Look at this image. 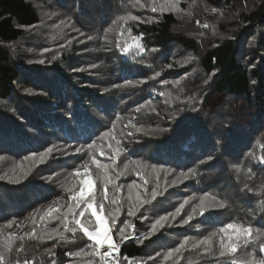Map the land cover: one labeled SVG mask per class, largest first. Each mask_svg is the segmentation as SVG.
<instances>
[{"label":"trees","instance_id":"16d2710c","mask_svg":"<svg viewBox=\"0 0 264 264\" xmlns=\"http://www.w3.org/2000/svg\"><path fill=\"white\" fill-rule=\"evenodd\" d=\"M134 1L44 0L59 14L51 24L31 0H0V248L8 239L13 246L6 264H99L83 254L93 242L79 230L73 239L55 219L74 203L79 177L72 159L80 155L94 168L95 206L103 204L109 223L121 213L118 228L136 225L138 238L146 237L123 245V264L264 261V0H182L177 11L146 7L137 14ZM159 1L154 5L161 7ZM136 15L143 19H121L113 41L105 38L109 22ZM137 44L145 51L137 54ZM92 158L112 164L113 176L124 173L115 181L119 189L103 188ZM126 159L148 169L141 164L142 175L135 164L124 169ZM133 183L137 190L129 189ZM153 184L162 189L155 201ZM200 198L206 209L224 207L202 213ZM150 203L157 207L150 216L169 217L155 232L144 218ZM78 218L95 221L91 210ZM229 223L251 227L252 242L221 257V237L229 243L234 234L219 229ZM206 238L209 244L199 243ZM185 239L186 247L165 259Z\"/></svg>","mask_w":264,"mask_h":264},{"label":"snow or ice","instance_id":"6c2138e0","mask_svg":"<svg viewBox=\"0 0 264 264\" xmlns=\"http://www.w3.org/2000/svg\"><path fill=\"white\" fill-rule=\"evenodd\" d=\"M137 3H139V0H137ZM152 11L156 12L157 8L155 6L152 7ZM132 19V20H136L138 19V17L135 16H130V17H121L120 19ZM148 22H151L150 20ZM117 47H120L119 45H117ZM131 47V45H128L127 47L123 48V51L127 52L129 50V48ZM136 47L138 48V53H142L145 51L144 47H142L141 45L137 44ZM152 51H157L156 49H152ZM40 63H43V61H40ZM171 65H169L170 67ZM160 73L157 72L156 76H159ZM211 79V77L209 78ZM129 83H131V81H129ZM165 83H167V81H165ZM178 83V82H177ZM205 83H207V81H205ZM253 84L256 83V81H252ZM105 91H108L107 89H105ZM161 95H163V93H161ZM149 103H151L149 101ZM137 111H139V109H137ZM153 111H155V109H153ZM117 119H119V117H117ZM129 125H131V127L135 128V131L137 133L143 131L142 127H136L135 124L132 123V121H129ZM113 127H115V125H113ZM128 135H132L131 132L127 133ZM110 133L105 132L104 133V137H109ZM117 144H119V141H117ZM93 145L89 144L87 147V150L89 151V155L90 157L92 156V149H93ZM111 147V145H110ZM85 151V149L83 148V146L81 147H77L75 149V152L81 153ZM53 152V148L49 147L45 152L40 153V161L43 162L44 159ZM120 149H116L114 151V155L111 157V159L113 160V163L115 162V157L116 155H119ZM209 160H211V157H209ZM92 163L96 165L97 169L101 170L98 173L99 178L103 181V188L105 190L108 189L109 185H112L113 188L119 189L120 185H117L115 183L116 179L118 178V176L123 175V172L117 173L115 176L110 174V171L113 167L112 164H106V163H101L100 161H97L96 159L92 158ZM130 163L135 164L137 166V168H141V164L139 161H130ZM85 169H87L88 167V162L86 161L85 164L82 166ZM147 165H143V168H146ZM128 168V165H125V169ZM153 171L155 172H159L160 170L156 168L155 165L152 166ZM163 171L165 173H167L168 171H170L169 169H163ZM76 176L77 177H81V179L79 180V191H76L75 194H73L71 196V200L74 203H71L68 205V210L67 212L63 213L62 215H58L55 217V219H58L61 221V223L64 226V231L66 232H71L73 234V239L75 238V234L77 233V231H81L83 233V235L85 237H87V239L89 241H92L93 243L89 244L87 247L88 249H90V251L88 252H84L83 254L85 255H90L92 257H96L99 256L102 264H123L122 262V258L119 255L120 252V248L122 243L127 240V238L131 235V233H126L125 232V228L129 227L130 225L125 224V227L122 228H118L117 231L120 235V242H115L113 240V236H112V229L107 227V222L103 219L102 215L100 212H98L96 210V208L94 207L95 203H96V197L95 195L92 194L91 189L93 188V181L92 178L90 176V174L88 173V171L86 170L84 173H81L79 169L76 170ZM142 169L141 171L138 172V175H142ZM0 179H3V177H0ZM175 183V182H173ZM136 185L133 183L131 185H129V189L131 190L132 188H135ZM69 191H74V188H70ZM157 191L154 189L151 193V196L153 199L156 198L157 196ZM137 201L139 203H147V201H140L139 196L136 197ZM113 204L117 203V200L114 198L111 201ZM185 203H187V201H185ZM82 205H86V207H83L82 210H80L79 212H77V209H80ZM184 207L183 204L180 205L179 208L176 209V212L173 214H170L172 216V218H175V215L179 214L180 210ZM198 207L201 208V212L203 213V211L207 210V211H211L217 207L219 208H223L224 204L223 203H219V204H211L207 207V209L205 208L204 205V199H201V204L198 205ZM101 210L103 209V204L101 203L100 205ZM89 210H91V216L95 217V221L93 222L91 219H85V220H81L78 217H84L85 213L88 212ZM195 211V209H194ZM69 214H71V221H69L68 217ZM129 215H135V211L133 210L132 207L129 208ZM169 219L168 216H162L159 220L156 221V223L154 225H152V232H155V230L157 229V227H163V222L167 221ZM189 220H191V216L188 217V219L183 221V224H188ZM74 225V226H70ZM115 220L113 219V228H115ZM228 230H232V233L234 235H228V241L229 243H225L224 238L221 237V250L219 255L221 257H224L226 254L229 253H236L237 252V248L244 246L247 247L252 241H250V239H248V237L251 236L252 234V228L251 227H242L236 224H232L229 223L226 227H222L219 229L220 233H228ZM56 233V229L52 230V233L47 234V238L48 239H52L53 238V234ZM152 233H148V235H151ZM29 235V234H26ZM213 235H215V233H213ZM61 240H67L68 237L64 236L62 233L60 234L59 237ZM143 238L146 237H140L138 239L141 240V242H143ZM23 239V237H21V240ZM243 241V245L240 244V241ZM188 241L187 239H185L184 243L180 244V246L170 252H168L167 256L165 257V259H167L168 257H172L174 255V253H180L181 249H184L187 245ZM200 244H209L210 243V238H206L203 241L199 242ZM199 245L198 244H193V248H197ZM23 248V244H21L20 249H17V251H20ZM260 250L262 252H264V244H260ZM13 251V246H12V242L11 239H8V242L2 247L0 248V264H6V258L7 256ZM81 253H76V255H80ZM159 255V254H158ZM151 258V257H150ZM123 261H127V257L123 258ZM16 264H21L20 260L16 261ZM23 264H29V262L27 260L23 261ZM52 264H56V261L53 260ZM127 264H135L134 261H128ZM232 264H237V261L235 259L232 260ZM260 264H264V261L260 262Z\"/></svg>","mask_w":264,"mask_h":264},{"label":"rangeland","instance_id":"374dc122","mask_svg":"<svg viewBox=\"0 0 264 264\" xmlns=\"http://www.w3.org/2000/svg\"><path fill=\"white\" fill-rule=\"evenodd\" d=\"M31 1H33L36 5H38V7L41 9V10H43V11H45V12H43V14L44 15H46V13H49L50 14V17H51V24L52 23H54L55 24V21L56 20H58V17H59V14H57V13H55L54 14V12H52L50 9H49V7L47 6V4H44L45 2H44V0H31ZM154 1H157V0H139V3H137V0H135L134 1V5H135V8H134V13L135 14H137L138 13V10H142V9H145L146 7H153V6H155L156 8H157V11L156 12H159V10L160 9H164V10H167V11H177V10H179L180 8H179V5H180V3L182 2V0H160L159 2H160V6L161 7H159V5H158V3H155V5H154ZM136 17H138V18H140V19H143L142 17H140V16H137L136 15ZM62 19H63V17H62ZM119 20H121V19H119V18H117V19H115L113 22H109L108 23V28H106V30H105V38L107 39V40H112L113 41V37H114V34H115V30L117 29V25L119 24ZM79 43H94V42H91V41H83V42H79ZM95 66H100V65H95ZM127 78L128 77H125V80H127ZM124 100V96H122V101ZM122 106H123V103H122ZM122 128H123V126H122ZM117 130H119V128L117 127ZM42 151V150H41ZM46 150H43V152H45ZM83 157V158H82ZM87 158H89V157H87V156H82V155H80V156H77L76 158H73L72 160H73V164H74V166H72V168H74L73 170H74V173H76V170L77 169H79L80 170V172L81 173H84L86 170L88 171V173L90 174V176H91V178H92V181H93V188L91 189V192L93 193V191H94V187H95V183H94V177H93V173H94V168H93V165H91V164H88V167H87V169H85L84 167H82L84 164H85V162H84V160H86ZM35 161V159H32V162H34ZM133 161H139L140 162V164H143V165H147V163L145 162H143V161H140V160H138V159H134ZM72 164V165H73ZM126 164H130V162H128V160L126 159V161H124V163L122 164V165H126ZM132 164V163H131ZM134 166V164H132V167ZM136 166V165H135ZM134 166V167H135ZM148 166V165H147ZM133 167V168H134ZM152 167V166H151ZM133 168H131V169H133ZM71 168H67L66 170H70ZM125 169V168H124ZM123 169V170H124ZM141 169V168H140ZM146 169H148V167L146 168ZM150 169H152V168H150ZM160 170V169H159ZM151 172H153L155 175H157L159 172H155V171H153V169L151 170ZM151 172H150V174H151ZM98 173V172H97ZM81 179V177H79V180ZM165 182V181H164ZM164 182H163V184H162V186H164ZM152 184V183H151ZM77 189H78V191H79V184H78V187H77ZM138 188H132L131 190H137ZM156 190L157 191V196L159 195V194H161V191H162V189L160 188V189H156L155 187H154V184L152 185V187H151V191H149V190H146V189H144V190H146V191H149L150 192V194L152 193V191L153 190ZM142 191V190H141ZM142 194H143V196L144 197H148V198H150L149 197V195L144 191V192H142ZM152 198V197H151ZM150 198V199H151ZM205 200H206V198L205 197H203ZM153 199V198H152ZM152 199H151V203H153V201H152ZM154 201H155V199H153ZM199 202H197L198 204L201 202V198L198 200ZM160 201H158V202H156V203H159ZM150 203V204H151ZM52 205V203H49L47 206H46V208L47 207H50ZM94 207L96 208V210L98 211V212H100L101 213V215H102V217H103V219L107 222V227L108 228H110V229H112V236H113V240L114 241H117L115 238H114V231H115V229L116 228H118L119 226H120V220L119 219H121L122 218V214L121 213H118V214H114V217H113V219L115 220V225H116V227L115 228H113V222L112 223H109V221L107 220V217L106 216H104V214H103V212H102V210L100 209V208H98L97 206H95L94 205ZM15 209V208H14ZM154 209H157V207L155 206V205H153V204H151V206H149V207H147L146 209H145V216H144V218H146V219H148V221H151L152 223H156V221L158 220L157 218H159L160 219V217H156L155 215L154 216H150V213H152V212H154V211H156V210H154ZM111 215H113V214H111ZM150 217H152V218H150ZM134 232H136V235H139V232H138V228H137V226L136 225H130V229H129V232L128 233H131V234H133ZM131 236V235H130ZM129 236V237H130ZM135 262V264H141V262L140 261H138V260H136V261H134ZM124 264H127V263H124Z\"/></svg>","mask_w":264,"mask_h":264},{"label":"built area","instance_id":"2783aa9c","mask_svg":"<svg viewBox=\"0 0 264 264\" xmlns=\"http://www.w3.org/2000/svg\"><path fill=\"white\" fill-rule=\"evenodd\" d=\"M139 237V235H136V232H134L133 234H131V236L130 237H128L127 238V240H125L123 243H122V245H121V248H120V252H119V255L121 256L122 255V248H123V245L126 243V242H128V241H130V240H132V239H137ZM115 242H120V240H118V241H115ZM98 259H99V264H102V262H101V260H100V258H99V256H96Z\"/></svg>","mask_w":264,"mask_h":264}]
</instances>
